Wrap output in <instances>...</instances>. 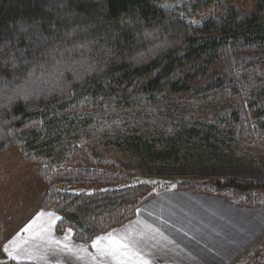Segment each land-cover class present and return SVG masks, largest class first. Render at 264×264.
<instances>
[{
	"label": "trees",
	"instance_id": "16d2710c",
	"mask_svg": "<svg viewBox=\"0 0 264 264\" xmlns=\"http://www.w3.org/2000/svg\"><path fill=\"white\" fill-rule=\"evenodd\" d=\"M263 12L264 0H0V151L36 165L57 232L88 244L155 195L87 138L164 167L231 163L264 144ZM177 188L264 202V181Z\"/></svg>",
	"mask_w": 264,
	"mask_h": 264
},
{
	"label": "crops",
	"instance_id": "0c3cea01",
	"mask_svg": "<svg viewBox=\"0 0 264 264\" xmlns=\"http://www.w3.org/2000/svg\"><path fill=\"white\" fill-rule=\"evenodd\" d=\"M222 200L216 195L188 188H166L145 202L147 205L142 204L133 218L114 227L116 232L108 239L106 236L111 230L96 236L88 244L74 241L70 229L61 234L57 232L55 226L59 216L52 210H43L40 202H36L32 204V216L20 217L21 220L8 219L5 225L0 221V255L7 258L5 245L15 241V246L29 253L16 260L75 264L80 256L78 252H85V261L98 260L99 257V264H118L119 257L99 250L107 249L111 241L117 240L128 241L136 256L147 260L148 264H238L254 241L238 238L236 228L253 221L244 220L242 225L243 221L235 216L221 218V210L232 211L236 215L238 208H245V205ZM257 221L260 233L264 230V220L260 218ZM29 224L32 228L24 231ZM41 226L48 227L49 231L40 239L33 238V233L39 232ZM125 233L134 237L125 236ZM94 242L98 246H94ZM238 242L240 252H237Z\"/></svg>",
	"mask_w": 264,
	"mask_h": 264
},
{
	"label": "rangeland",
	"instance_id": "374dc122",
	"mask_svg": "<svg viewBox=\"0 0 264 264\" xmlns=\"http://www.w3.org/2000/svg\"><path fill=\"white\" fill-rule=\"evenodd\" d=\"M218 1H226L240 9L249 10L256 0ZM176 97L177 96H172V99H176ZM170 100V98H166V102H170ZM186 108H188V110H192V112L194 110L193 106L186 105ZM83 145L90 151L91 154L113 160L124 169L135 172L140 181H144L153 185V191H155V194L158 191L166 188H177L180 183H197L213 177H231L254 181H264L263 143L254 144L246 150H243L244 146L241 145L235 154L229 155L228 158H233L236 160L235 162L231 163L217 161L213 162L217 164L208 163L198 164L195 166L186 165L166 167L144 163L129 153L100 146L98 143L90 141L89 138L85 139ZM239 162L242 163L241 166L239 165ZM44 190V184L36 174V165L27 162L19 149L12 148L2 152L0 151V221L3 225H5V222L8 219L11 220L19 219L20 217L26 218L29 215L32 216V204H36V202L41 201ZM75 190L83 191L85 188L77 187ZM261 194L264 195V190L261 192ZM242 196L251 198V193L243 194ZM242 196L239 195L238 198H241ZM222 201L227 200L224 199ZM145 205L147 204L145 203L143 206ZM244 207L245 208H238L236 215H234L232 211L224 210H221L219 215L221 218H232L235 216L236 218L243 221L242 225L244 224V220L253 221L252 223H248V225L246 222L245 226L239 225L236 228L238 238L244 237L247 241L251 238L254 241L252 245H250V247L243 253V256L241 257V260L238 264H264V230L258 233L259 227L257 221L260 218L264 220V214L262 215V211H264V202L254 205H245ZM144 210L145 208H143V211ZM112 230L110 234H107V239L110 237V235L116 232V230ZM125 236H131L132 238L134 237L133 234L126 233ZM1 243L2 242H0V246ZM239 243L240 242H238L237 252H240ZM78 255L75 264L100 263L99 257H97L98 260L94 258L87 259V261H85V252H78ZM81 260L83 261L82 263ZM12 261L13 260L9 257L5 258L0 255V264H11ZM16 261L22 262L21 260Z\"/></svg>",
	"mask_w": 264,
	"mask_h": 264
},
{
	"label": "snow or ice",
	"instance_id": "6c2138e0",
	"mask_svg": "<svg viewBox=\"0 0 264 264\" xmlns=\"http://www.w3.org/2000/svg\"><path fill=\"white\" fill-rule=\"evenodd\" d=\"M32 228V225L29 224L26 226L24 231H28ZM49 231L48 227L41 226V229L37 233H33V238L40 239ZM27 243V242H25ZM9 245H13L10 247ZM9 245H5L4 251L10 259L16 260L22 256L28 255L29 253L22 247L15 246V241H10ZM94 246H98L97 242H94ZM67 247V246H65ZM101 252L111 255L113 257H119L118 264H148L147 260L140 259L136 256L135 252L132 251L131 245L128 241H111V244L107 249H99ZM126 257L131 258L125 259Z\"/></svg>",
	"mask_w": 264,
	"mask_h": 264
}]
</instances>
